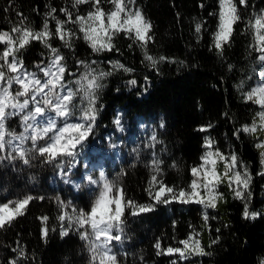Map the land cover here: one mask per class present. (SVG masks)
<instances>
[{"label":"snow or ice","instance_id":"6c2138e0","mask_svg":"<svg viewBox=\"0 0 264 264\" xmlns=\"http://www.w3.org/2000/svg\"><path fill=\"white\" fill-rule=\"evenodd\" d=\"M13 4L14 0H10V8ZM200 7L205 5L201 3ZM45 8L39 29L34 28L23 13L17 12L18 23L0 30V163L50 166L65 184L77 189L87 187L92 191V199L85 207L60 196L54 197L59 234L62 238L71 232L79 236L87 253L86 264H127L128 253L122 248L117 251V246L125 242L128 217L153 212L158 205L167 206L173 202L199 205L202 208V226L207 227L209 220L216 218L210 217L207 210L216 209L225 199V194L219 191L222 185L229 189L233 199L243 203L245 219L261 215L250 211L252 174L247 164L236 152L221 151L210 136L205 137L201 163L190 168L192 179L184 186L165 182L160 167L163 161L152 153V159L146 165L154 173L145 188L148 203L141 204L127 196L119 182V178L126 174L123 170L115 179H110L103 170L98 175L93 170L79 174L82 183H77L73 177L78 175L82 157L95 134L104 107L100 103V93L106 87L105 82L119 73L130 75L135 69L119 59L77 57L74 60L76 71H71L63 49L75 55L76 43L83 40L97 57L111 53L123 55L116 44V40L123 37L129 41V50L140 49L142 63L147 62L146 66L152 69L158 70L159 64L168 62L169 58L150 54L154 26L138 0H64L59 8L51 3ZM34 11L38 12V9ZM208 16L215 18V29L209 31L206 20L193 17L194 35L200 42L207 33L210 36L209 51H214L222 60L239 25H243L241 35L250 38L247 45L249 56L255 54L254 65L261 70L257 71L254 66L236 87L241 99L254 106V115L252 122L236 129L233 136L239 139L246 134L256 141L255 147L259 150L260 164L264 169V8L256 9L250 0H216V7ZM57 40L59 46L54 44ZM33 42H39L44 51L30 70L25 65L23 53ZM102 64L107 66V70L101 67ZM227 68L232 71L234 66L229 64ZM144 81L141 86L135 78H130L125 86L130 89L143 87L146 92L149 78L145 76ZM249 81L253 83L248 85ZM12 121L18 122L16 127L11 126ZM113 124L117 131L124 130L120 114L115 116ZM160 126L163 127V123ZM211 127L209 124L200 130L206 131ZM157 143L160 141L153 131L145 147L151 149ZM109 147L118 145L110 144ZM133 152L139 156L138 149H133ZM218 162L223 163L222 172L217 170ZM83 166L88 168L87 163ZM257 174L264 176V170ZM45 199L31 194L5 198V202H0V231L7 230L19 217H23L32 201ZM37 219L41 221V238L46 242L49 232L57 231V226H49L51 218L48 215ZM175 223L173 221V227ZM189 227L192 230L187 237L175 241L177 246L163 248L161 239L157 238L153 245L156 255L175 257L171 264H192L193 257L211 255L198 238L200 233L196 226ZM219 231L217 228L216 232ZM218 240V236L212 239L209 247ZM16 245H5L13 253L6 264H28L34 259L19 240ZM259 264H264V258Z\"/></svg>","mask_w":264,"mask_h":264},{"label":"trees","instance_id":"16d2710c","mask_svg":"<svg viewBox=\"0 0 264 264\" xmlns=\"http://www.w3.org/2000/svg\"><path fill=\"white\" fill-rule=\"evenodd\" d=\"M49 3L59 8L64 0H14L11 8L10 0H0V30L18 23L17 12L23 13L28 22L39 29L43 13L47 10L45 5ZM201 3L204 8L200 7ZM250 3L255 4L256 9L264 8V0H250ZM138 4L154 26L150 54L169 58L168 62L159 64L158 70L146 66L147 62L142 63L140 49L129 50V41L123 37L116 40L123 55L111 53L97 57L83 40L76 43L75 55L63 49L71 71H76L74 60L77 57L119 59L135 69L130 75L119 73L105 82L106 87L100 93V103L104 107L85 152L93 148L99 151L107 175L114 179L123 170L126 174L119 178V182L127 196L144 204L149 202L145 188L150 175L154 174L146 166L152 159V153L163 161L160 167L165 182L184 186L192 179L190 168L201 163L205 137L210 136L221 151L236 152L247 164L252 174L250 211L261 215L245 219L243 203L233 199L229 189L222 185L219 191L225 194V199L216 209L207 210L210 217H216L209 220L207 227L202 226V208L199 205L176 202L158 205L153 212L128 217L126 239L122 246H117V251L122 248L128 253L127 264H171L175 257L156 255L153 247L156 239H161L163 248L177 246L175 241L185 239L192 230L189 225H194L200 233L198 238L211 255L193 257L192 264H259L264 258V176L257 173L264 169L260 164L259 150L255 147L256 141L246 134L239 139L233 136L236 129L250 124L254 115V106L241 99L236 87L254 66L257 71L261 70L254 65L255 54L249 56L247 45L250 38L241 35L243 25H239L222 60L214 51H209L210 36L207 33L200 42L194 35L193 17L206 20L209 31L215 29V18L209 17L208 13L216 7V0H138ZM6 8L10 10L6 12ZM54 44L59 46L60 42L57 40ZM43 51L39 42H33L24 51V62L30 70L33 63L41 59ZM229 64L234 66L232 71L227 68ZM101 67L107 70L106 65ZM145 76L149 78L146 92L143 87L130 89L125 86L130 78H135L143 86ZM252 83L249 81L248 85ZM117 114L122 117V132L117 131L113 124ZM17 123L12 121L11 126L16 127ZM209 124L211 128L200 130ZM153 131L160 143L149 149L145 145L150 142ZM110 144L118 147L111 148ZM133 149L139 150V156ZM85 159L86 156L82 157V162ZM217 170L222 172V162H218ZM55 173L50 166L0 163V202L24 194L46 197L43 201H32L23 217H19L7 230L0 231V262L6 264L13 255L5 245L16 247L19 240L25 251L34 257L28 264H86L87 253L79 236L71 232L62 238L59 234L54 197H61L62 189L52 186L51 177ZM64 197L74 201L78 195ZM42 215L51 218L50 227L57 226V231L49 232L46 242L41 238V221L37 219ZM173 221L176 222L175 227ZM217 228L220 229L218 233ZM217 236L218 242L209 247Z\"/></svg>","mask_w":264,"mask_h":264},{"label":"rangeland","instance_id":"374dc122","mask_svg":"<svg viewBox=\"0 0 264 264\" xmlns=\"http://www.w3.org/2000/svg\"><path fill=\"white\" fill-rule=\"evenodd\" d=\"M119 152H120V149L118 150V153ZM84 156H86L87 159H85V161L82 162L81 166L79 167L78 175L73 177V179L76 180L77 183H82V181L79 179V174H84L86 172L91 173V172H93V170L95 171V174H97V175H98L100 170H103L106 173V166L104 164V160L100 156L99 151H95L94 148H93V150L89 149L88 152L84 153L83 157ZM84 163H87V165H88L87 169H85V167L83 166ZM108 177L110 179H114L113 176L109 175ZM51 183H52V186H55L59 189H62L61 197L63 200H66V198L64 196L72 197V194L73 195L77 194L78 197L75 198L73 203L79 207H85L87 204L90 203V201L92 199L93 193L89 188L81 187V188L77 189L73 185L65 184L63 182V180L56 173H55V175H52Z\"/></svg>","mask_w":264,"mask_h":264}]
</instances>
